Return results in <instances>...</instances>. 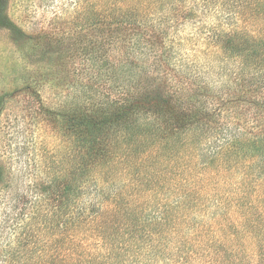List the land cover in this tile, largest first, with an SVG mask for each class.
I'll return each mask as SVG.
<instances>
[{
	"label": "trees",
	"instance_id": "1",
	"mask_svg": "<svg viewBox=\"0 0 264 264\" xmlns=\"http://www.w3.org/2000/svg\"><path fill=\"white\" fill-rule=\"evenodd\" d=\"M219 1L70 0L52 31L35 25L59 59L73 50L98 75L119 71L118 90L104 102L55 76L73 93L41 104L61 135L49 195L23 206L21 241L4 264H264V96L254 86L264 34L225 29L263 23L264 0H222L217 12ZM111 42L117 65L101 52ZM173 72L180 84L169 83ZM237 100L261 108L248 127L223 123L224 104ZM153 194L162 198L144 213Z\"/></svg>",
	"mask_w": 264,
	"mask_h": 264
},
{
	"label": "rangeland",
	"instance_id": "2",
	"mask_svg": "<svg viewBox=\"0 0 264 264\" xmlns=\"http://www.w3.org/2000/svg\"><path fill=\"white\" fill-rule=\"evenodd\" d=\"M69 2L70 0H0V264H4L7 254L13 253L20 239L21 227L26 221L21 218L25 203H30L29 200L34 197L45 200L44 197L49 195L45 186L47 162L58 147L61 135L57 121L47 122L41 117V104L43 101L51 103L70 99L73 93L72 88L69 89L70 84L62 81L63 77H59V81L55 76L59 73L60 76L70 74L69 79L75 86L87 89V93L97 89L99 100L104 102H108L110 96L116 95L118 90L119 71L112 70L98 75L97 65L85 60L79 52L70 50L59 59L58 55L49 53L43 37H33L36 36L33 30L38 25L40 28L45 24L48 31H52L48 24L55 16V11L70 8ZM222 7L223 2L220 0L217 5L220 9L216 11L219 12ZM231 25L235 24L231 22ZM230 26L226 24L225 29L232 28L234 31H229L232 36L249 34L252 37L250 34H254L258 39L264 34V22L253 23L247 20L237 23L235 29ZM100 28L107 32L106 26L102 25ZM208 41L207 38L202 39L199 47L205 50L210 46ZM112 45L113 42L107 43L101 48V52L107 51L110 59L117 65L119 51L108 48ZM57 63L60 64L59 67ZM237 63L236 59L225 62L230 69L236 68ZM154 74L156 75L155 72ZM170 74L172 78L169 83H178L179 76L174 72ZM254 77L261 83L254 81V86L259 88L258 94L264 96V68L256 69ZM188 91L192 94L195 90L191 87ZM180 99L186 100L184 96H180ZM224 105L226 112L225 109L223 112L228 116L223 123H232L233 126L238 124L248 127L251 125L253 110L260 108H253V104H244L238 100ZM216 117L219 116L215 115L214 118ZM144 170L142 168V172ZM172 190L174 191L173 188ZM136 191V188L129 186L122 189L123 194L132 197H135ZM161 198L157 194L149 196V207L143 212L150 211ZM38 238L37 234L34 239ZM90 242L94 246L90 247L91 252L99 251L100 243L93 239ZM37 243L38 240L30 247L37 246Z\"/></svg>",
	"mask_w": 264,
	"mask_h": 264
}]
</instances>
